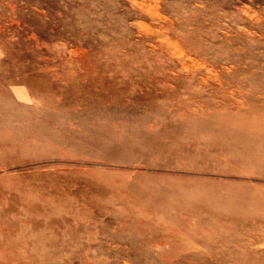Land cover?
<instances>
[{"label": "rangeland", "instance_id": "obj_1", "mask_svg": "<svg viewBox=\"0 0 264 264\" xmlns=\"http://www.w3.org/2000/svg\"><path fill=\"white\" fill-rule=\"evenodd\" d=\"M263 112L264 0H0V264H264Z\"/></svg>", "mask_w": 264, "mask_h": 264}, {"label": "bare ground", "instance_id": "obj_2", "mask_svg": "<svg viewBox=\"0 0 264 264\" xmlns=\"http://www.w3.org/2000/svg\"><path fill=\"white\" fill-rule=\"evenodd\" d=\"M140 3V2H139ZM133 5V4H132ZM148 6V5H147ZM149 7V6H148ZM247 9V8H246ZM150 11V10H149ZM247 11H249L247 9ZM154 12V11H153ZM241 12V11H240ZM252 12V11H250ZM150 13V12H148ZM156 13V12H155ZM253 13V12H252ZM156 15V14H155ZM244 15V14H243ZM251 15V14H250ZM246 16V15H245ZM151 17V16H150ZM252 18V16H251ZM247 19V18H246ZM252 22V21H251ZM157 24V23H156ZM139 25V24H138ZM147 29V28H146ZM174 54V53H173ZM189 61V60H188ZM197 65V63H196ZM224 69V68H223ZM226 70V69H225ZM231 70V69H230ZM193 71V70H192ZM212 71V70H211ZM193 74V73H192ZM213 76V74H212ZM209 77V76H208ZM207 77V78H208ZM210 78V77H209ZM206 79V78H205ZM214 80V78H213ZM202 82V81H201ZM21 89V88H20ZM89 89V88H88ZM22 91V90H21ZM76 91V90H75ZM80 92V91H79ZM23 93V92H22ZM24 97V96H23ZM25 97H26V94H25ZM20 99H22L20 97ZM26 100V99H25ZM227 102V101H226ZM51 107V106H50ZM38 112H36L37 114ZM251 114H254L253 112H250ZM90 115V118L91 117H94L96 114L94 112H90L88 113ZM251 114H244V115H239V117H237V125H241V127H246L248 126L247 129H252L254 130V126H257V127H263V124H264V112L263 113H258L256 115H251ZM37 117H41L44 121V124L46 126V130L48 131V124L50 122H46V121H51V120H54V116L53 115H38L37 114ZM23 122L25 123L26 126L28 127H25V129L23 131H19V133H17L18 135H21L19 137L20 139V142L24 143V144H28V145H31V144H34V145H41L43 144L44 142L47 141V137H44V129L42 127H39V126H34L33 124L31 125V117H24L23 118ZM60 124V123H59ZM63 126L62 124H60V127H57L56 129L59 130L60 133H64L62 132V129H63ZM106 128V127H105ZM40 129V130H38ZM16 133V132H14ZM24 134V135H23ZM34 134L38 135L39 138L35 139L33 141H30V138L31 136H33ZM68 136L66 137L65 134L60 136V137H53L55 139H52L50 143H56L58 144L60 147H61V150L64 151L65 149H68L67 146L70 144V142H72L74 140V137L71 136V132L67 133ZM71 156H74L73 154H69ZM85 157H88V156H85ZM95 177L97 179H101L103 178L101 176V173H97L95 175ZM78 183V181H72V184H76ZM124 183V182H123ZM88 185H91V184H88ZM86 188V187H85ZM122 189V188H121ZM121 189L120 192L122 191ZM132 190H135V196L136 197H140L141 194L139 193H142V192H138L137 191V186H134L131 188ZM100 189L98 188H93L91 189L90 187L89 188H86L85 191H81V190H75V191H68V193L74 197V198H82L84 197L85 195L87 194H90V193H94V192H99ZM90 196V195H89ZM88 213L89 214V217L92 219V216H91V212L89 210H77L75 211L74 213H71V214H68L67 216H70V217H80V216H83L84 214ZM90 228L88 225H83L82 226V229L87 232V229ZM120 232V230H119ZM81 231H78V236L77 235H70V238L66 239V240H63L61 242H58V243H52V246H53V249L51 250L50 252V257L53 259V261L55 260H58L60 259L61 257H69V256H79V255H82V256H87V254L89 252H92V249H93V245H95L93 242V236H95L97 234V232H92V229L90 230L89 232V235L87 236V241L85 243H82L80 242V236L82 237L81 235ZM263 241V240H262ZM101 247V246H100ZM172 251H176V249L173 247L171 249ZM224 253V252H223ZM124 255V254H123ZM139 258H148L147 257V254H144V253H140L139 255H137L136 259H139ZM71 260V259H70ZM182 261L181 260H178L176 262H172L171 264H182L181 263Z\"/></svg>", "mask_w": 264, "mask_h": 264}]
</instances>
